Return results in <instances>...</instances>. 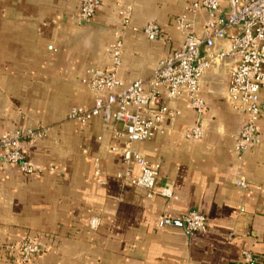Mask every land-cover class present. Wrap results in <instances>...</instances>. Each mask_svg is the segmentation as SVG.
<instances>
[{
    "label": "crops",
    "instance_id": "1",
    "mask_svg": "<svg viewBox=\"0 0 264 264\" xmlns=\"http://www.w3.org/2000/svg\"><path fill=\"white\" fill-rule=\"evenodd\" d=\"M116 1L100 0L85 22L77 18L80 0H0V133L47 126L44 138L22 146L33 162L55 168L32 175L0 165V264H16L12 246L25 237L42 248L35 264H264V117L258 122L262 141L239 161L232 146L244 116L227 100L235 58L202 76L200 140L184 137L198 119L186 96L163 92L162 101L179 111L175 121L166 118L162 135L133 143L159 162L155 189L169 182L171 198L147 197L143 188L116 176L123 168L111 149L123 145L114 133L117 124L101 116L83 124L67 117L71 106L93 103L81 82L85 70L110 65ZM186 1L133 0L130 26L140 30L153 20L162 32L151 37L125 30L119 69L124 85L150 76L181 45L174 18ZM221 4L228 8V0ZM206 16L204 9L192 16L199 34ZM238 177L244 187L235 184ZM189 210L206 215V232L191 233L176 220L158 224L161 216L175 219ZM93 217L100 219L96 228L89 225ZM243 250L257 260L246 262Z\"/></svg>",
    "mask_w": 264,
    "mask_h": 264
},
{
    "label": "built area",
    "instance_id": "2",
    "mask_svg": "<svg viewBox=\"0 0 264 264\" xmlns=\"http://www.w3.org/2000/svg\"><path fill=\"white\" fill-rule=\"evenodd\" d=\"M117 0L116 14L118 26L113 30L114 40L107 46L110 55L108 67L92 66L85 70L81 82L92 92L90 107L73 105L67 117L81 124L96 116L104 123L118 125L115 136L123 140V145L111 149L120 154L123 168L116 176L123 183L143 188L147 197L154 193L165 198L173 195L172 185L165 182L156 191L160 164L148 160L145 154L133 147L134 142L147 141L165 132L166 118L174 122L179 114L175 108L162 101L165 92L169 98L184 94L188 107L197 114V122L185 130L184 137L198 141L204 134L201 116L205 112V101L200 94L202 76L211 67L226 58H235V64L228 71L227 100L234 111L244 116L235 135L232 150L239 161L253 144L262 141L258 132V122L264 117V0H228V8H223L221 0H188L182 11L174 18V27L183 36L181 45L163 57L147 78H135L124 85L120 76L123 34L130 28L133 0ZM100 0H80L77 18L90 21ZM200 9L207 13L199 34L194 30L192 16ZM145 36L157 37L162 29L158 22L149 20L139 30ZM224 39L219 46L217 40ZM48 127H15L0 133V165L16 166L25 174L39 175L54 171L53 166L37 164L29 159L22 146L24 141L44 138ZM137 170L138 174H134ZM99 171V170H98ZM245 179L238 177L235 184L244 187ZM174 220L181 223L191 233L208 230L206 215L199 210L181 213L175 219L161 216L159 225H170ZM100 219L89 221L96 228ZM16 251V264H34L42 248L35 239L25 237L12 246ZM243 258L253 263L257 257L248 250L242 251Z\"/></svg>",
    "mask_w": 264,
    "mask_h": 264
},
{
    "label": "trees",
    "instance_id": "3",
    "mask_svg": "<svg viewBox=\"0 0 264 264\" xmlns=\"http://www.w3.org/2000/svg\"><path fill=\"white\" fill-rule=\"evenodd\" d=\"M35 261H36V259L34 260V264H35Z\"/></svg>",
    "mask_w": 264,
    "mask_h": 264
}]
</instances>
